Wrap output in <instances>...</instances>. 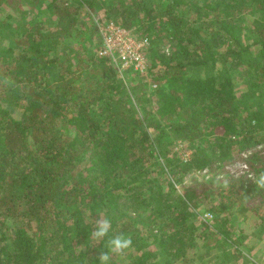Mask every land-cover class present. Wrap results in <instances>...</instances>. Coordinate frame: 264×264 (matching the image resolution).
<instances>
[{
    "label": "trees",
    "instance_id": "1",
    "mask_svg": "<svg viewBox=\"0 0 264 264\" xmlns=\"http://www.w3.org/2000/svg\"><path fill=\"white\" fill-rule=\"evenodd\" d=\"M110 2L109 22L149 43L147 76L157 89L147 99L141 86L121 83L112 59L58 52L83 34V8L99 0H0V11L37 10L18 36L8 19L0 23V40H10L0 43V264H99L107 238L91 234L101 216L112 221L110 237L133 240L123 256L110 253L109 264H191L212 226L192 223L209 190L184 180L219 162L248 168L230 176L226 196L264 202L248 179L264 170L256 150L264 145V91H255L259 108L235 92L236 79L252 91L264 87V0ZM166 40L169 55L160 53ZM176 142L191 151L188 160ZM231 201L220 199L227 216L211 231L223 252L227 240L242 244L229 226Z\"/></svg>",
    "mask_w": 264,
    "mask_h": 264
},
{
    "label": "rangeland",
    "instance_id": "2",
    "mask_svg": "<svg viewBox=\"0 0 264 264\" xmlns=\"http://www.w3.org/2000/svg\"><path fill=\"white\" fill-rule=\"evenodd\" d=\"M99 1L100 3H97L96 6H94V9H89L84 6L83 16L85 22L87 23V27H84L83 29L86 31L84 30L82 35L71 38L62 44L58 50L59 54L62 53V49H65L66 51L72 49L75 54L88 53L98 57L100 37L97 33L98 30H96L95 27L97 23L101 26L102 24L109 22L111 18L108 12L109 4L111 3L110 0H107L109 1L108 5L103 2L104 0ZM23 7L25 8V12L16 10V6L13 5H11L9 9L5 8L0 11V23L2 25L4 24V20L8 19L9 24L4 25L6 28L10 29L9 32L11 36L20 35L26 27L28 21L32 19V16L37 14V10H31L28 4H25ZM44 7L45 5H42L38 8V10L44 9ZM41 15H43L45 23L53 25L51 24L53 19L50 13H43ZM258 17L261 18L259 15ZM253 21L254 17L248 15L247 24H251ZM244 29H247L246 25ZM245 36V43L252 44L254 38L246 34ZM0 43L2 47H8L10 40H0ZM171 52V43L166 40L160 47V53L163 55H169ZM259 65L260 67L262 66L260 62ZM118 76L121 83L126 85V87L130 88L135 85L141 86L140 88L143 89V92L146 94V99L153 95L157 89V86L155 87V85H149L150 80L147 75L140 76L129 72L126 74H118ZM55 79L56 73H53L50 77V81L53 82ZM254 79L256 81L258 78ZM255 91H257V93L264 91V87L252 91L251 87L244 84L242 85L238 79L235 80V92L238 93V95L245 93L248 94L247 96L252 99L254 107L259 108L260 105L262 107V104L261 100L255 96ZM258 103L259 105L257 106ZM10 113L18 120L21 117L17 110H12ZM176 143L177 145L175 150L179 152L183 160H188L191 155V151L185 150V144H182L181 142ZM256 150H262V154L264 156V145L258 146ZM249 154L250 153L241 154V157L245 158ZM233 161L228 163H216L212 168H208L203 172L196 171L195 173L188 175L184 180L183 185L200 183L209 190V197L203 202H199V207L196 209L195 215L192 217V223L196 225L197 228H200V223L206 222L209 223L212 228L209 230L208 244L203 241L199 246H196L194 250L190 252L189 256L191 264H264V232L260 228V217L264 215V202L258 200L251 201L248 198L250 193L247 197L243 195L242 197L245 198L241 200L230 193L226 196V191L228 190L227 187L231 182L230 176L232 175L236 180H238L241 176L248 173V168L244 162L240 160ZM244 181L245 180H242L240 183ZM224 188L225 191H223ZM177 189L182 192V188L179 185L177 186ZM220 191V196L216 195L219 194ZM221 198H224V201L232 200L230 211L233 214V217L229 226H231V229L242 238V244L240 245L236 244L235 239L227 240V242L224 241L226 242L225 247H227L224 249V252L222 249L224 245H222L219 241L215 242V238L211 235V231H213L217 225V219L219 217L227 216V213L223 212V210L218 207ZM198 234H201L200 230H198ZM233 242H235L234 245ZM227 253L229 254L227 255Z\"/></svg>",
    "mask_w": 264,
    "mask_h": 264
},
{
    "label": "built area",
    "instance_id": "3",
    "mask_svg": "<svg viewBox=\"0 0 264 264\" xmlns=\"http://www.w3.org/2000/svg\"><path fill=\"white\" fill-rule=\"evenodd\" d=\"M100 34L102 45L98 55L112 59L118 74L132 72L140 76L147 75L149 62L145 51L148 41L138 40L133 31L114 22L102 24Z\"/></svg>",
    "mask_w": 264,
    "mask_h": 264
},
{
    "label": "clouds",
    "instance_id": "4",
    "mask_svg": "<svg viewBox=\"0 0 264 264\" xmlns=\"http://www.w3.org/2000/svg\"><path fill=\"white\" fill-rule=\"evenodd\" d=\"M248 179L255 184L256 189L264 190V170L249 174ZM111 230V219L104 216L97 219L95 229L91 234L92 238L97 242L104 241L107 238L108 248V251L101 250L98 253L97 259L99 260V264H109L110 253L123 256L133 246L131 236L121 233L110 237Z\"/></svg>",
    "mask_w": 264,
    "mask_h": 264
}]
</instances>
